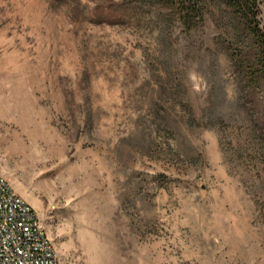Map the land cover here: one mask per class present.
<instances>
[{"label":"rangeland","instance_id":"374dc122","mask_svg":"<svg viewBox=\"0 0 264 264\" xmlns=\"http://www.w3.org/2000/svg\"><path fill=\"white\" fill-rule=\"evenodd\" d=\"M203 1L0 0V176L60 264H264V89Z\"/></svg>","mask_w":264,"mask_h":264},{"label":"trees","instance_id":"16d2710c","mask_svg":"<svg viewBox=\"0 0 264 264\" xmlns=\"http://www.w3.org/2000/svg\"><path fill=\"white\" fill-rule=\"evenodd\" d=\"M168 7L182 9L184 25L191 28L204 17L203 0H158ZM225 7L234 18V34L226 43L234 74L246 104L256 109L264 89V29L261 0H211Z\"/></svg>","mask_w":264,"mask_h":264},{"label":"built area","instance_id":"2783aa9c","mask_svg":"<svg viewBox=\"0 0 264 264\" xmlns=\"http://www.w3.org/2000/svg\"><path fill=\"white\" fill-rule=\"evenodd\" d=\"M0 264H60L38 212L0 176Z\"/></svg>","mask_w":264,"mask_h":264}]
</instances>
